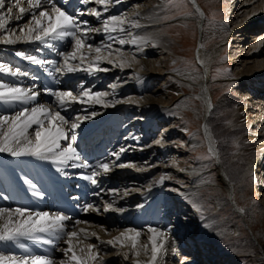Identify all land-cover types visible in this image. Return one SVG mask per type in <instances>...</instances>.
I'll list each match as a JSON object with an SVG mask.
<instances>
[{"label":"bare ground","instance_id":"6f19581e","mask_svg":"<svg viewBox=\"0 0 264 264\" xmlns=\"http://www.w3.org/2000/svg\"><path fill=\"white\" fill-rule=\"evenodd\" d=\"M164 1L108 0L107 11H105V6L97 3L96 0H89L88 3H84L83 0H51V3H45L43 8L25 13L19 20L16 19L18 9L13 8L10 14L11 19L4 29H0V64L9 69V71L0 72V84L31 89L39 93L35 101L27 104H21L18 101L0 102V115L11 116L22 107L30 108L38 104L50 106L69 119V125L64 126L65 131L69 136L75 134L76 141L73 146L80 154L81 160L91 165L87 168H73L71 167L73 161L59 164L51 159L44 160L31 155L14 157L10 153H0V209L25 208L33 214V218L35 213L50 215L62 213L69 216L71 219L63 222L65 233L73 230L78 232V236L73 239V250L77 255H86L88 244L95 246L92 251L97 254L96 260L91 261L90 264H136L137 261L139 264H150L153 243L151 237L154 235L148 230L150 227L159 229L163 233L162 236L155 235V243L160 247L154 264L229 263L228 258L231 252H219L210 244L212 235L224 234V231L219 228L221 225L217 227L219 229L209 230L205 219L199 224L197 221L181 217L184 210L200 214L201 217L203 199L200 193L205 187L215 186V183L206 180L207 171L193 165L184 168L187 174L193 175V182L176 183V179L172 180L175 167L171 165L176 153L169 154L177 147L172 146L171 141L176 134L170 129L173 127L172 120L182 115L181 109L186 107L181 86L198 84L204 101V111L202 115L195 112L202 118V133L216 158V170L222 187L227 190L229 201L235 203L234 185L228 180L224 171L218 141L209 123L214 108L210 87L212 62L222 44L207 50L202 38L203 34H201L197 49L201 66L199 71L172 72L163 69V56L168 54L171 42L158 27L156 16L162 14ZM191 1L197 11L196 18L200 22L203 33L204 8L198 0ZM246 1H249L248 4L252 6V16L249 19L250 23L239 29L243 36L239 41L246 39L244 34H247L249 29L262 28L263 30L252 33L251 37L256 39L257 43L245 54L248 56L247 61L253 62V65L247 66L241 81L254 84L249 89L264 95V0ZM15 2L16 0H5V6L0 9V15H4L7 19L9 16L7 9ZM244 3L238 8L241 9ZM52 4L74 16L81 23L82 28L100 29L99 32L88 31L85 43L91 44L93 48L101 47V52L97 54L95 51L89 52L87 47L82 48L81 53L86 54L83 63L79 57L68 61L72 66H80V70L75 72H68L63 67L64 57L60 55V53L72 51L75 43L72 37L64 38L62 43L61 39L52 41L50 37L46 38V41H37L28 39L27 35L20 31L23 28L24 33H27L25 25L34 27V23H30L33 12L38 15L44 8L50 10ZM21 6L27 8V0H22ZM93 9L101 15L97 17L92 14ZM113 15L126 18L122 27L124 31L120 30L121 25L115 32L105 33L103 23ZM85 21L86 25L82 23ZM32 35L34 36L35 32ZM109 36L114 39H109ZM17 37L22 38L17 39ZM230 37L229 34L227 39ZM6 39H11L12 42L5 43ZM119 39L125 40V44L120 45ZM105 45H111V49L105 48ZM28 47L30 49L23 60L29 62L30 60L26 57L39 56L47 64L27 65L26 62L11 55L12 53L25 54V49ZM117 49L119 52L116 51ZM97 55L102 58L97 66L107 71H85L84 69L88 68L90 63L95 62ZM58 66L63 69L61 72L55 71ZM253 66L256 67L253 68ZM17 69H19L18 73ZM158 80L161 82L158 83ZM165 83L166 86L163 87ZM112 85H115V88ZM81 88L90 90L91 94L106 92L108 95L101 98V103H94L85 97L84 102L79 100L70 102L69 106L61 108L56 103L55 97L49 95L47 91L49 89L72 91L73 95H76ZM170 91L177 95L175 99L169 98ZM105 103L109 106L105 107ZM77 116L81 118L78 121L80 126L69 130L70 123ZM240 116L241 123L249 129L246 141L255 151V154L246 162L245 168L249 173L261 170V185H264V97L243 102L240 106ZM167 120L168 124L164 123L160 126L162 129L158 137L162 139L150 142L158 125ZM45 123L47 125V122ZM132 130H136V133L134 134ZM179 130L181 131V128ZM29 131L31 132V129ZM138 134L143 139H140ZM178 141L177 139L176 142ZM69 142L71 141H61L62 145ZM199 142V139L193 135L190 146L194 147ZM136 154L138 156H135ZM159 154L160 156L169 155L161 159L162 161H158ZM100 163H108L109 171L105 173L103 169L96 168ZM120 164L127 166L119 167ZM182 169L179 167V171ZM93 170L99 172V175L94 177L97 180L95 185L83 178L90 175ZM155 171L157 174L150 178ZM19 185L23 186L19 188ZM88 205L92 207L86 211ZM108 205H111L110 209ZM221 205L220 200L216 202L217 208L220 209ZM236 208L240 214L244 215L243 210ZM116 209H123V211ZM6 219L7 213L0 218V224H3ZM19 219L21 217L13 216V220ZM81 229L84 231H80ZM128 229H134L140 233L138 237H135V249L131 247L130 239L121 236V233ZM198 229L200 231L197 232ZM92 233L95 235L93 236ZM177 234L183 239L181 243L177 241ZM37 235L42 237L39 240L40 243L32 239L23 242L34 250L29 256L48 257L53 264H61V262L72 264L69 261L71 252L65 255L64 251L68 248V244L64 242L67 239L66 236L56 239L47 233ZM128 236H135V232H129ZM117 237L119 239H116ZM45 240H52V243H45ZM192 240L195 243L204 242V245L199 247L201 250L183 248V245ZM9 245L13 246V241H9ZM9 245L0 243V256L17 259L27 256L9 248ZM81 248L85 250L84 253L80 252ZM137 252L139 255H136Z\"/></svg>","mask_w":264,"mask_h":264},{"label":"rangeland","instance_id":"374dc122","mask_svg":"<svg viewBox=\"0 0 264 264\" xmlns=\"http://www.w3.org/2000/svg\"><path fill=\"white\" fill-rule=\"evenodd\" d=\"M198 2L204 8L203 33L201 32L200 22L196 18L198 15L197 11L191 0H165L162 14L156 16L158 27L161 28L164 36H168L166 37L171 42L168 54L163 56V69L172 72L178 70L199 71L201 66L198 61L197 49L200 45L201 34H203L202 38L207 50L222 44L216 58L212 62L210 87L214 108L209 123L218 141V149L221 162L224 165V171L228 180L234 185L233 200L235 203L229 201V194L222 187L218 171L216 170V158L210 151L206 138L202 133V118L196 115V112L202 115L204 111L201 89L198 84L192 86L183 84L181 93L185 96L186 107L181 109L182 115L173 118V127L170 128L172 132L176 133L174 138H171L172 146H177L175 150L169 152V154L176 153L175 159L171 162V165L175 167L172 173V180L176 179V183H181V181L188 184L192 183L193 175L187 174L184 168L193 165L197 166L198 169L207 171L206 180H211L215 183V186L205 187L200 193V197L203 199V214L201 213V217L200 214L189 210H184V214L181 217L197 221L199 224L205 219L206 227L209 230H215L221 225L219 228L224 231V234L219 236L212 235L210 244L219 252H231L228 258L229 263L226 262L225 264H264V185H261L262 171L256 170L253 173H249L245 168L246 162L255 154V151L250 148L246 141L249 129L240 121V106L243 102L251 101L257 97H264L263 94H257L249 89L254 84H249L250 82L248 81H241L247 66L253 65V62L247 61L248 56L245 54L251 46L253 48L257 43L256 39H252V33L260 32L263 29H249V32L244 34L246 39L239 41L243 37L239 29L250 23L249 19L252 16L253 9L248 4L249 1L198 0ZM243 3L244 5L239 9L238 6ZM121 27H124V25ZM229 34L231 37L227 39ZM29 49L30 47L25 49V54L17 55V53H12L11 55L26 62L23 57H25ZM57 52L60 53L61 51ZM36 57L38 60H43L39 56ZM155 59L158 60L157 57ZM157 62L162 63L161 61ZM26 64L32 65L34 63L29 61ZM43 64H47V62ZM255 67L253 66V68ZM157 82L161 81L158 80ZM165 86L166 83L163 87ZM176 96L173 91H170L169 98L175 99ZM168 122L167 120L158 125L150 142L162 139L158 137L162 129L160 126L164 123L168 124ZM180 128L181 131L179 130ZM132 131L134 134L136 133V130ZM138 135L140 136V134ZM193 135L200 142L198 145L191 147L190 139ZM140 137V139H143L142 136ZM177 139L179 140L178 142H176ZM169 154H162L163 156L159 154L157 160L160 161L168 157ZM135 156L138 155L136 154ZM179 160L182 161L179 162ZM178 165L183 169L179 171ZM156 174L157 171L152 173L150 178H153ZM219 200L222 202L220 209L216 206V202ZM236 207L243 210L244 215L240 214ZM171 220L172 218L170 223ZM234 228L238 229L233 230ZM198 231L200 230L198 229ZM27 241V237H20L16 243L13 242V246L9 245V241H0V243L2 245L8 244L9 248L29 256L34 250L27 246L26 243H23ZM177 241L179 243L183 241L180 235ZM36 242L40 243L39 240H36ZM210 244L209 246H211ZM20 245H23V247H20ZM203 245L204 242L195 243L192 240L188 244L183 245V248L191 250H197L198 248L201 250L200 248ZM176 254L177 257L178 253L176 252Z\"/></svg>","mask_w":264,"mask_h":264},{"label":"snow or ice","instance_id":"6c2138e0","mask_svg":"<svg viewBox=\"0 0 264 264\" xmlns=\"http://www.w3.org/2000/svg\"><path fill=\"white\" fill-rule=\"evenodd\" d=\"M22 0H16L15 4L12 7L7 9L9 14L6 19L4 15H0V29H4L5 25L11 19V13L13 8L18 9V15L16 19H21L25 13H28L33 9H41L44 7L45 3H51V0H27L28 7L21 6ZM84 3H88L89 0H83ZM97 3L105 6V11H107L108 0H96ZM5 0H0V9L4 8ZM92 14L99 17L100 12L95 9L92 10ZM124 17L113 15L109 17L108 20H105L103 23V31L105 33L115 32L118 26H121L125 23ZM30 23H34L33 26L25 25L27 28V33H24V29H20L21 33L27 35L28 39H34L37 41H46V38L52 39H61L63 40L66 37H72L75 41L72 46L71 52L60 53L64 57V68L68 72H75L80 70V66H72L69 64V59L75 60L79 57L81 63L86 58V54L81 53V49L87 47L89 52L95 51L99 54L102 50L101 47H95L91 44H86V34L88 31H97L100 29H87L82 28L81 23L76 20L74 16L67 13L61 7L56 6L55 4L51 5L50 10L44 8V10L39 11V14L36 15L35 12L32 13V20ZM87 24V22H82ZM121 31L124 29L121 27ZM35 32L33 36L32 33ZM78 33H80L78 35ZM14 34V33H13ZM22 37H17L21 39ZM109 39H114V37L109 36ZM5 43H11V39H6ZM135 42V40L133 41ZM118 43L120 45L125 44V40L119 39ZM105 48L111 49V45H105ZM119 52V49L116 50ZM111 54V52H109ZM18 55H22L18 53ZM34 64H43L45 63L42 60H38L34 56L26 57ZM102 58L97 55L94 63H90L88 68L84 69L85 71H107V69H100L97 65ZM55 63V62H53ZM123 61L121 62V66ZM63 69L61 67H56V72H61ZM9 69L0 64V72H6ZM19 72V69L16 70ZM16 74V73H14ZM115 88V85H112ZM49 95L55 97L56 103L61 108L70 105V102L80 101L84 102V98L88 97L94 103H101L102 97H106L108 93L106 92H96L94 94L90 93V90H85L81 88L80 92L76 95H73L72 91H52L51 89L47 90ZM39 95L38 92L31 89H25L21 87H10L5 84H0V102L10 103V102H20L21 104H27L33 102L37 99ZM119 102V101H117ZM105 107L109 106L107 103L104 104ZM95 115V113H93ZM85 119L87 117H84ZM81 118L77 116L75 120L70 123L69 130H74L80 125L78 121ZM47 122V125L46 123ZM36 127H33V126ZM65 125H69V119H66L60 114L59 111H54L50 106L44 104H38L33 107H22L19 111L15 112L14 115H0V153H10L14 157L22 155H31L38 157L40 159L48 160L51 159L54 163L67 164L68 161H73L71 167H91L87 162L81 160L80 154L77 152V149L73 146L76 141L75 134L69 136L65 131ZM31 129V132L29 131ZM61 141H71L66 145H62ZM124 151V149H121ZM211 151V149H210ZM80 161V163H75ZM127 165L120 164L119 167H126ZM98 169H103L106 173L109 171L108 163H100L96 166ZM99 175V172L93 170L90 175H86L83 178L90 181L93 185L97 184V180L94 178ZM163 179V178H161ZM92 206L88 205L85 209L86 211ZM108 208H111V205H108ZM108 210V209H106ZM117 211H123V209H116ZM5 213H7V219L3 224H0V241H17L20 237H27L32 240H41L42 237L40 233H47L56 239H61L64 236L67 239L64 241L68 244V248L65 249V255L71 252L69 261L72 264H90L91 261L96 260L97 254L92 251L95 247L92 244L87 245V254L86 255H77L76 251L73 250V239L78 236V232L68 231L65 233L64 221L70 220L71 218L62 213H56L50 215L49 213H29L25 208H16L14 210L9 209H0V218H3ZM27 213V215H26ZM21 217L19 220H13V216ZM154 235L151 237L152 249H151V261L150 264H154L157 259V253L159 247L155 243V235H163V233L156 228L150 227L148 229ZM80 231H84L81 229ZM129 232H135V236H128ZM94 236L95 233H92ZM140 233L134 229H128L125 232L121 233V236L127 237L132 241L131 247L136 248V239ZM116 239H119L117 237ZM45 243H52V240H45ZM112 243V241H109ZM23 247V245H20ZM84 249L81 248L80 252L84 253ZM139 255V252L136 253ZM0 264H53V261L44 256H25L17 259L16 257H4L0 256ZM61 264H66V262H61ZM139 264V261L136 262Z\"/></svg>","mask_w":264,"mask_h":264}]
</instances>
